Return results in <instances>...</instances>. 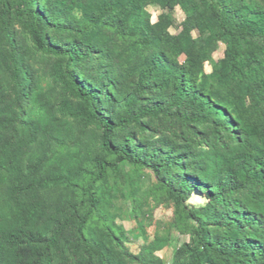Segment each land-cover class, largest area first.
Listing matches in <instances>:
<instances>
[{"label":"trees","instance_id":"1","mask_svg":"<svg viewBox=\"0 0 264 264\" xmlns=\"http://www.w3.org/2000/svg\"><path fill=\"white\" fill-rule=\"evenodd\" d=\"M152 3L163 10L155 23L145 11ZM175 8L184 20L171 37L167 29ZM14 12L41 52L56 60L51 77L62 97L56 113L94 127L98 153L92 173L80 167L77 149L57 159L56 169L44 177L34 175L38 162L22 171L26 147L40 129L52 132L55 118L31 88L10 31L9 0H0V34L8 46L18 116L25 99L32 105L27 141L6 136L15 120L0 117V186H6L0 200V264H56L62 242L73 253L84 252L82 264H122L112 259L102 232L90 227L101 202L98 192L119 163L151 171L175 213L193 223L191 240L175 252L173 264H264V0H89L81 7L93 25L87 32L72 25L70 15L51 13L44 0H16ZM103 29L124 44L120 53L109 52L115 73L135 77L123 94L104 73L85 69L94 51L114 39ZM197 30L203 35L193 38ZM219 43L227 46L225 56L204 74ZM157 91L165 94L153 98ZM164 117L190 128L206 125L205 147L168 137L136 139L135 129L146 130L144 119ZM85 175L86 185L79 187L77 178ZM59 186L79 189L87 207L78 213L70 206L62 221L45 222L36 194ZM193 192L205 198L202 206L185 205ZM67 230L71 234L64 239Z\"/></svg>","mask_w":264,"mask_h":264},{"label":"rangeland","instance_id":"2","mask_svg":"<svg viewBox=\"0 0 264 264\" xmlns=\"http://www.w3.org/2000/svg\"><path fill=\"white\" fill-rule=\"evenodd\" d=\"M50 12L58 15H70L72 25L83 29L84 32L93 29L82 16L81 7L89 5V0H44ZM10 3V31L17 47L18 56L22 59L26 69L32 77L31 88L37 94L39 101L43 102L48 111L54 116L52 132L39 130L35 142L28 145L21 162L22 171L25 173L28 165L39 163L38 172L34 175L44 177L56 169V160L63 159L72 150L77 149L80 167L93 172L92 158L98 153L97 136L99 132L94 127L83 128L82 125L69 118H60L56 108L62 100L59 87L52 81L51 72L55 59L47 56L37 47L31 38L27 23L15 14L16 0ZM63 5L69 12L60 8ZM151 23H155L163 10L158 3H152L145 8ZM97 15L96 13L94 14ZM184 14L175 8L170 14V26L167 31L175 37L181 29ZM116 20H114V24ZM64 25H68L67 21ZM102 32L112 35L113 40L102 50H95L90 64L85 67L88 71L98 70L104 73L116 86L120 94L131 90L135 77L131 75L118 76L115 73L114 61L109 52L114 50L120 53L123 42L114 37L109 31ZM203 35L202 30L192 33L193 38ZM64 39V36H61ZM227 46L219 43L212 54L210 61L205 62L203 73L209 74L211 67L224 58ZM180 63L184 58L178 57ZM8 46L0 34V117H9L15 120L13 126L6 131V136L14 140L27 141L28 132L25 122L32 105L27 101L21 104L23 114L18 116V109L14 101L7 68ZM165 92L157 91L154 96L164 95ZM151 97V96H144ZM152 98V97H151ZM75 105L76 101L68 99ZM20 119V120H19ZM146 130L141 132L135 129L136 139L139 141H154L159 137H168L174 143L189 144L196 149H203V139L208 137L206 125L195 128L187 127L172 118L144 119ZM88 176H79V187L86 185ZM5 185L0 186V200L5 192ZM98 194L101 202L97 213L90 221L95 233L102 232L107 248L113 260L122 264H173L175 252L183 244L191 240L193 223L187 221L183 213H175L172 204L165 200L156 188V179L151 171L138 169L127 163H119L116 172L111 171L108 184L103 186ZM79 189L69 190L64 187H55L40 190L35 201L40 202L45 210L43 221L49 222L51 218L62 221L63 215L71 207L77 212H83L87 207L86 201L81 204ZM205 203L202 195L193 192L185 202L188 207H199ZM89 232L87 231L86 235ZM109 233V236L106 234ZM71 234L67 230L65 238ZM61 249L57 252L56 264H82L86 259L84 252L73 253L70 245L62 242Z\"/></svg>","mask_w":264,"mask_h":264}]
</instances>
